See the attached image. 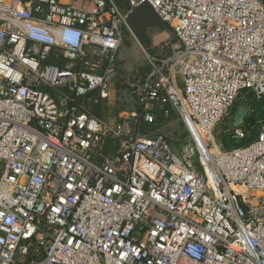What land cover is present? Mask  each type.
Listing matches in <instances>:
<instances>
[{
    "label": "built area",
    "instance_id": "built-area-1",
    "mask_svg": "<svg viewBox=\"0 0 264 264\" xmlns=\"http://www.w3.org/2000/svg\"><path fill=\"white\" fill-rule=\"evenodd\" d=\"M124 1L0 0V264H264V130L215 138L243 92L264 100V0ZM147 4L176 42L112 123L98 109ZM155 108L181 151L144 128Z\"/></svg>",
    "mask_w": 264,
    "mask_h": 264
},
{
    "label": "rangeland",
    "instance_id": "rangeland-1",
    "mask_svg": "<svg viewBox=\"0 0 264 264\" xmlns=\"http://www.w3.org/2000/svg\"><path fill=\"white\" fill-rule=\"evenodd\" d=\"M123 34L125 40L119 55L120 79L115 84L112 99L101 108V115L112 123H119L123 116L139 108L130 83L149 76L154 64L167 61L176 42L173 30L149 29L146 33L149 39L148 47H144L134 32H130L127 27L123 28ZM176 75L178 85L183 90L182 78L178 70ZM242 102L243 99L238 102V109L248 108ZM232 123L234 124V121L230 117L219 122L215 129L216 140L224 137V131H231ZM145 129L153 134L166 135L176 151H181L188 140L186 128L177 113L171 119L160 117L155 126H146ZM228 132L225 135H228ZM196 164L198 166V162Z\"/></svg>",
    "mask_w": 264,
    "mask_h": 264
},
{
    "label": "trees",
    "instance_id": "trees-1",
    "mask_svg": "<svg viewBox=\"0 0 264 264\" xmlns=\"http://www.w3.org/2000/svg\"><path fill=\"white\" fill-rule=\"evenodd\" d=\"M117 1L123 6V8L125 9L127 8V5L124 0H117ZM128 22L131 30L134 32V34L136 35V37L139 39V41L142 43L144 47H148L147 44L149 42V39L146 36V33L149 29L172 31L170 26L164 23L158 17L154 9L149 4L136 8L129 15ZM242 99H243L242 104L248 107V114L245 116L244 123L242 124V126H240V128H242L245 133V138L242 139L241 141H237L233 139V131L234 129H236V127H234V124L232 123V125L230 126V128H232L231 131L229 132L224 131V135H223L224 137L217 139L219 142L222 143L224 148L228 150L244 147L251 144L258 138L259 134L264 130V100L256 99V97H254L249 92H243L238 97L227 117H230L235 122V115L239 107L238 102ZM255 102H258L259 108L258 106L254 105ZM98 112L101 113L100 109H98ZM153 112L155 113L157 118L156 123H158L160 117L164 119L165 118L171 119L173 118V115L176 114L174 111H171L168 117H164V115L160 113L156 108L153 110ZM144 128H146V126H144ZM227 132L228 135H225L227 134Z\"/></svg>",
    "mask_w": 264,
    "mask_h": 264
},
{
    "label": "water",
    "instance_id": "water-1",
    "mask_svg": "<svg viewBox=\"0 0 264 264\" xmlns=\"http://www.w3.org/2000/svg\"><path fill=\"white\" fill-rule=\"evenodd\" d=\"M254 105L258 106V102H255ZM248 114V108H239L235 115L234 127L238 128L244 123L245 116Z\"/></svg>",
    "mask_w": 264,
    "mask_h": 264
},
{
    "label": "crops",
    "instance_id": "crops-1",
    "mask_svg": "<svg viewBox=\"0 0 264 264\" xmlns=\"http://www.w3.org/2000/svg\"><path fill=\"white\" fill-rule=\"evenodd\" d=\"M119 82V81H118ZM113 92H114V90H113ZM100 112H101V109H100ZM99 113V112H98ZM100 115H101V113H99Z\"/></svg>",
    "mask_w": 264,
    "mask_h": 264
}]
</instances>
